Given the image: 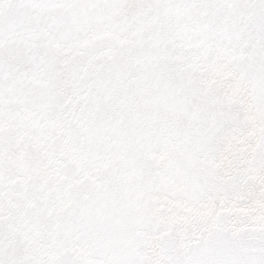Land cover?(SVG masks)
Masks as SVG:
<instances>
[{
  "label": "snow or ice",
  "instance_id": "snow-or-ice-1",
  "mask_svg": "<svg viewBox=\"0 0 264 264\" xmlns=\"http://www.w3.org/2000/svg\"><path fill=\"white\" fill-rule=\"evenodd\" d=\"M0 264H264V0H0Z\"/></svg>",
  "mask_w": 264,
  "mask_h": 264
}]
</instances>
